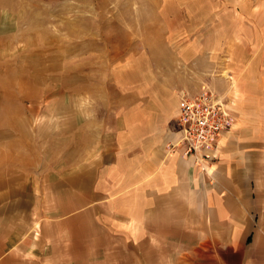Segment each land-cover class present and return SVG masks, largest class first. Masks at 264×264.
Instances as JSON below:
<instances>
[{"label":"rangeland","instance_id":"1","mask_svg":"<svg viewBox=\"0 0 264 264\" xmlns=\"http://www.w3.org/2000/svg\"><path fill=\"white\" fill-rule=\"evenodd\" d=\"M202 87L259 113L264 0H0V170L35 168L45 218L53 181L122 129L152 139L149 104Z\"/></svg>","mask_w":264,"mask_h":264},{"label":"crops","instance_id":"2","mask_svg":"<svg viewBox=\"0 0 264 264\" xmlns=\"http://www.w3.org/2000/svg\"><path fill=\"white\" fill-rule=\"evenodd\" d=\"M149 107L153 138L122 129L82 180H51L47 218L35 168L0 170V264H264V104L232 105L206 171L172 147L179 104Z\"/></svg>","mask_w":264,"mask_h":264},{"label":"built area","instance_id":"3","mask_svg":"<svg viewBox=\"0 0 264 264\" xmlns=\"http://www.w3.org/2000/svg\"><path fill=\"white\" fill-rule=\"evenodd\" d=\"M233 104L217 92L202 87L198 91L180 92L177 121L179 137L172 147L182 155L192 156L201 170L215 159L217 138L234 123Z\"/></svg>","mask_w":264,"mask_h":264}]
</instances>
